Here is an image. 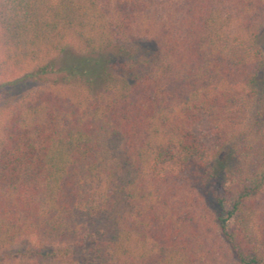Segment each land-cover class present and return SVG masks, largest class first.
I'll use <instances>...</instances> for the list:
<instances>
[{
	"label": "trees",
	"instance_id": "16d2710c",
	"mask_svg": "<svg viewBox=\"0 0 264 264\" xmlns=\"http://www.w3.org/2000/svg\"><path fill=\"white\" fill-rule=\"evenodd\" d=\"M169 2L152 41L138 0H0V76L46 84L0 120V264H264V0Z\"/></svg>",
	"mask_w": 264,
	"mask_h": 264
},
{
	"label": "rangeland",
	"instance_id": "374dc122",
	"mask_svg": "<svg viewBox=\"0 0 264 264\" xmlns=\"http://www.w3.org/2000/svg\"><path fill=\"white\" fill-rule=\"evenodd\" d=\"M141 2L140 12L137 14V21L134 24V35L138 37H148L150 39L160 37V34L163 30L171 27L172 29H176L179 26L181 15L178 13V7L174 4L172 5L169 0H138ZM237 31V30H235ZM262 45L264 46V34L262 39ZM4 49L2 45V31L0 28V55ZM74 51V50H73ZM58 65H63L65 63V58L63 56L57 57L55 60ZM35 70L38 67L34 68ZM33 71V68L26 67L25 69H17L15 72L11 74H7L0 76V83L4 80L13 82V85H8V89L11 91L12 98L11 100L0 99V120L4 118L7 114L11 105L21 99L29 96L32 93H35L41 88H44L46 84L38 81H34L33 79L28 78ZM5 76V77H4ZM16 82V83H15ZM264 81H262V85ZM237 98H240V95L237 94ZM262 95L260 94L259 100ZM258 99H256L255 103H253L250 112H247V117L245 120V125H243L238 132L237 137L232 139L231 143L228 145V148L223 152L221 156V167H226L229 172H235L238 168L239 161L237 159H231V154L234 152L235 145L240 143L243 139L247 138L248 130L247 126L252 125L255 122L258 110H262L263 106H259ZM239 145V144H238ZM239 160V159H238ZM236 164V165H234ZM182 196L188 198V192L185 191L182 193ZM207 211H205L206 213ZM207 214V213H206ZM30 245L42 247L40 240L35 236H26L24 239L17 244L15 247L17 248H26ZM44 247V246H43ZM48 247V246H47ZM51 247V246H49ZM64 248V246H54ZM86 248L84 250L78 251L76 260L78 264H94L93 255Z\"/></svg>",
	"mask_w": 264,
	"mask_h": 264
}]
</instances>
